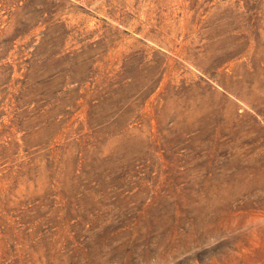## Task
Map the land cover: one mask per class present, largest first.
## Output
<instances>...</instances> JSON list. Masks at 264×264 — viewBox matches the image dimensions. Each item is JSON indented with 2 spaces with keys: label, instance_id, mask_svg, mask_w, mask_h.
<instances>
[{
  "label": "rangeland",
  "instance_id": "374dc122",
  "mask_svg": "<svg viewBox=\"0 0 264 264\" xmlns=\"http://www.w3.org/2000/svg\"><path fill=\"white\" fill-rule=\"evenodd\" d=\"M0 264H264V0H0Z\"/></svg>",
  "mask_w": 264,
  "mask_h": 264
}]
</instances>
